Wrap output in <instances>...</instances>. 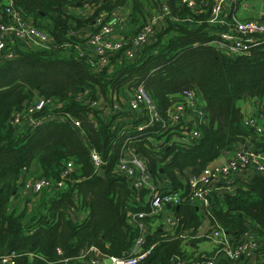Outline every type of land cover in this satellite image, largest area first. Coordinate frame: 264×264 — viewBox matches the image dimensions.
I'll use <instances>...</instances> for the list:
<instances>
[{
  "label": "trees",
  "instance_id": "16d2710c",
  "mask_svg": "<svg viewBox=\"0 0 264 264\" xmlns=\"http://www.w3.org/2000/svg\"><path fill=\"white\" fill-rule=\"evenodd\" d=\"M195 1L207 9L213 0ZM7 3L0 4V23L9 21L4 14ZM85 5L92 7L90 17L80 14ZM13 6L53 43L41 48L16 42V57L0 58V254L16 253V264H79L91 247L97 249L90 253L96 258L127 253L140 232L129 215L151 212L148 191L138 193L117 169L123 154L134 150L147 161L153 181L182 198L174 210V233L153 225L144 245L151 254L140 264H174L178 258L195 257L185 252L181 236L188 234L196 248L207 240L197 235L206 218L184 192L183 178L188 172L199 176L240 145L264 153V133L245 125L248 115L239 106L240 101L255 100L258 112L251 116L260 117L264 126V45L246 55L225 54L212 44L218 35L207 22V11L198 15L181 0H13ZM163 6L172 21L163 33L156 31L155 43H147L135 59L118 51L100 71L90 62L87 34L99 32L98 18L104 16L106 23L124 8L128 17L120 32L130 43ZM186 18L202 23L189 26L182 23ZM136 83L144 84L164 119L184 92L193 91L208 116L200 135L192 137L183 128L185 122L164 137L155 133L162 130V123L147 134L138 132L139 121L128 106ZM122 91L130 97L123 99ZM38 96L54 99L59 106L53 111L55 118L35 130L15 129L11 124L15 113ZM116 104L122 109L115 110ZM67 114L80 126L66 119ZM148 135H155L154 141ZM92 149L107 162L106 177L99 176L91 163ZM69 162L75 172L62 180ZM35 163L37 179L55 182L35 197L22 196ZM236 186L233 193H212L207 220L212 229L220 225L238 238L249 230L256 233L261 245L255 257L237 264H264V175L246 183L239 180ZM21 197L26 205L19 209L15 203ZM83 213H88V220L81 223L77 220ZM160 218L141 220L149 225Z\"/></svg>",
  "mask_w": 264,
  "mask_h": 264
},
{
  "label": "built area",
  "instance_id": "2783aa9c",
  "mask_svg": "<svg viewBox=\"0 0 264 264\" xmlns=\"http://www.w3.org/2000/svg\"><path fill=\"white\" fill-rule=\"evenodd\" d=\"M181 3L191 8L198 15L207 11L209 15L207 22L214 25L217 24L227 10L247 8L250 0H213L207 9H203L195 0H181ZM123 13L127 14L124 8L118 9L106 23L104 22L105 17L101 16L97 19V24L101 27L99 32L93 35L87 34L89 49H92L89 54L90 62L95 63L98 71L106 67L110 63V56L118 51H123L129 60L135 59L142 52L150 38L156 35L159 19L169 15L171 12L167 6H163L162 11L154 14L130 43L127 42L125 36L120 32V29L125 26L128 17V15L125 16ZM4 14L9 21L8 23H0L1 59H13L16 57L13 52L16 42L41 48H49L53 43V39L48 33L23 19L21 13L14 8L13 0H8ZM80 14L90 17L92 7L85 5V10L80 9ZM217 35L218 39L213 41L212 44L218 50L234 57L246 55L252 48L264 45V18L236 20L226 31L218 32ZM128 106L139 121L135 129L138 132H144V134L151 131L149 129H152L156 124L162 123V130L155 133L164 137L171 132L175 125H181L185 122L187 127L183 128L189 129L191 136L196 138L200 135V127L208 122V116L202 107V102L197 100L193 91L183 93L181 99L176 101L169 109L167 119H164L160 114L156 103L143 83L135 84ZM57 107L59 108L53 98L38 96L25 109L15 113L11 124L15 129L21 130L30 127L35 130L55 118L53 111ZM114 108L115 110L122 109L117 104ZM105 113L106 116L109 115V109ZM65 118L71 120L75 126H80V122L72 115L67 114ZM244 123L247 127L256 129L259 134L264 133V126L258 116L248 115ZM154 137L156 136L148 135L150 141H154ZM90 155L91 163L97 172L99 169L104 168L107 162L102 159L95 149L91 150ZM75 169L74 163L69 162L61 179H69ZM117 169L131 181L138 193L143 190L148 191L146 201H149L151 212L132 214V218L137 221L135 227L140 232L127 253L121 257L102 255L96 258L90 253H97V249L91 247L81 255L79 264H140L151 254V248L145 249L144 245L148 232L154 231L153 225H162L170 233L175 231L177 219L174 210L181 202V194L173 192L170 187L162 188L157 185L153 181L147 161L134 150L126 151L123 154L117 163ZM257 175H264V153H257L250 148H244L243 150H238L235 156L227 163L212 165L199 176L189 177L185 181L186 189L184 192L188 194V198L197 207L199 214L208 216L211 213L212 193L216 192L222 195L216 189V185L220 180L223 182L224 187H230L224 190L227 193H223L228 194L235 191L231 190V188L237 181L242 180L246 183ZM54 182V180L47 178L28 179L19 194L35 197L44 189L50 188ZM156 215L161 217L162 220L160 222H151V224L146 225L141 220L146 217H155ZM71 218L76 220L74 214H72ZM87 220L88 213H83L77 221L82 223ZM230 234L220 225H215L210 234L206 236V239L211 241L214 247L211 258L197 253L193 258H190L189 255L184 259L178 258L174 264H224L222 263L224 260L237 264L243 260H252L261 245V238L252 230L247 231L240 238ZM187 235L181 237L185 238V252L189 253L186 248H189L192 244L190 243V238H186ZM200 257H202V261L198 262L197 260ZM16 260L17 254L14 252L5 251L0 254V264H16Z\"/></svg>",
  "mask_w": 264,
  "mask_h": 264
},
{
  "label": "crops",
  "instance_id": "0c3cea01",
  "mask_svg": "<svg viewBox=\"0 0 264 264\" xmlns=\"http://www.w3.org/2000/svg\"><path fill=\"white\" fill-rule=\"evenodd\" d=\"M8 0H0V4H3L7 2ZM264 18V0H250V4L247 8H236L234 10L229 9L227 10L220 18V20L217 22V24H214L212 26L216 27L215 29V33L217 34L218 32H224L226 31L229 27L232 26V24L236 21V20H250V19H263ZM169 20H171V18L169 16H164L161 17L158 21V30H160V33H163L167 27H168V23ZM172 21V20H171ZM177 20H173V22H175ZM182 23H187L190 24L189 26H195V27H199L200 24L202 22H193V19L191 18H186L185 20L182 21ZM161 35V34H160ZM157 37H151L149 40V45L153 44V41L156 40ZM155 43V41H154ZM87 52H92V49L90 48H86L85 49ZM122 98H126L127 96H129V93L122 91L121 92ZM130 97V96H129ZM129 99V98H128ZM239 106L241 107V109L243 110L245 115H256L258 112V105L254 104V103H250L248 101H240L239 102ZM202 107H203V103H202ZM204 109V107H203ZM244 148H246V145H240L235 151L233 152H225L222 154V156L216 160L214 162L213 165L215 164H225L228 161H230L236 154V152L238 150H243ZM32 171H36L37 173V177H38V172H39V165L37 163L33 164L30 172ZM189 176H192L191 172H188L186 175H184L183 180L186 181L187 178ZM36 177V178H37ZM237 183V182H236ZM236 183L232 186L231 190H236L237 186ZM230 187H224L223 182L220 180L217 185H216V189L218 192L220 193H227L226 191H224L225 189H229ZM232 191V192H233ZM26 197H30V196H26ZM18 199V198H17ZM26 203V202H25ZM23 204L22 201L19 202V209H21V204H23V207L26 204ZM29 207H31V204H28ZM22 207V208H23ZM29 209V208H28ZM143 212V211H141ZM140 213V212H139ZM132 218V214L129 215ZM166 216V215H165ZM133 219V218H132ZM209 218L206 217V219L203 221L202 226L200 227L199 231L197 232V235L202 236V237H206L210 234V231L212 230V226H211V222L209 220H207ZM134 220V219H133ZM155 227V226H154ZM196 248H193V245L189 248H186L189 252V254H197V253H212L214 250L213 247V243L209 242V241H204V242H199Z\"/></svg>",
  "mask_w": 264,
  "mask_h": 264
},
{
  "label": "rangeland",
  "instance_id": "374dc122",
  "mask_svg": "<svg viewBox=\"0 0 264 264\" xmlns=\"http://www.w3.org/2000/svg\"><path fill=\"white\" fill-rule=\"evenodd\" d=\"M123 15L126 16L127 14H126V13H123ZM158 26H159V25H158ZM158 26H157V30H158ZM157 30H156V31H157ZM248 102H250V103H254V104H255V100H249ZM36 173H37L36 171H32V172H30L28 178H29V179H34V180H36V179H37V178H36V177H37V174H36ZM24 200H25V199L21 197V198L19 199V202L22 201L23 204H24ZM19 202L15 203V207H17V206L19 205ZM23 204H21V209H22V207H23ZM18 208H19V207H18ZM205 218H206V216H205ZM161 220H162V219L160 218V219H159V222H160ZM205 241H209V240H205ZM201 242H204V240H202ZM209 242H211V241H209Z\"/></svg>",
  "mask_w": 264,
  "mask_h": 264
},
{
  "label": "water",
  "instance_id": "95a60500",
  "mask_svg": "<svg viewBox=\"0 0 264 264\" xmlns=\"http://www.w3.org/2000/svg\"><path fill=\"white\" fill-rule=\"evenodd\" d=\"M98 175L101 176V177H106V170H105V168L99 169Z\"/></svg>",
  "mask_w": 264,
  "mask_h": 264
}]
</instances>
